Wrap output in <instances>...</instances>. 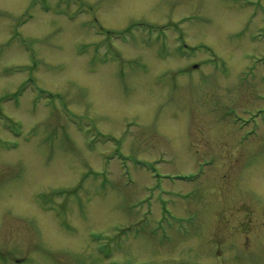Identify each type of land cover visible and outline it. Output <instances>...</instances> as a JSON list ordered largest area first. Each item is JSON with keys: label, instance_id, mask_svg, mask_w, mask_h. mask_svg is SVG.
Returning a JSON list of instances; mask_svg holds the SVG:
<instances>
[{"label": "rangeland", "instance_id": "1", "mask_svg": "<svg viewBox=\"0 0 264 264\" xmlns=\"http://www.w3.org/2000/svg\"><path fill=\"white\" fill-rule=\"evenodd\" d=\"M147 261L264 264V0H0V264Z\"/></svg>", "mask_w": 264, "mask_h": 264}, {"label": "flooded vegetation", "instance_id": "2", "mask_svg": "<svg viewBox=\"0 0 264 264\" xmlns=\"http://www.w3.org/2000/svg\"><path fill=\"white\" fill-rule=\"evenodd\" d=\"M192 196H193V197H194V196H197V194L194 193V194H192ZM255 264H259V263H255Z\"/></svg>", "mask_w": 264, "mask_h": 264}]
</instances>
